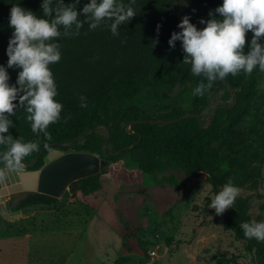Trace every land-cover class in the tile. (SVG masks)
<instances>
[{
	"label": "trees",
	"instance_id": "trees-1",
	"mask_svg": "<svg viewBox=\"0 0 264 264\" xmlns=\"http://www.w3.org/2000/svg\"><path fill=\"white\" fill-rule=\"evenodd\" d=\"M43 2L0 0V66L9 75V86L18 89L13 113L4 114L11 123L8 131L0 134L5 137L0 143V170L4 168V153L14 141L37 144V150L22 160L24 171L40 170L53 150L98 155L109 163L108 169L104 166L99 175L72 184L64 194L82 204L105 193L102 175L107 173L112 179L111 193L122 185L140 187L145 175L158 178L167 173L166 180L179 190L205 180L215 195L226 185L241 186L249 181L248 169L264 158V111L258 76L254 72L246 75L243 70L224 78L213 73L212 80L204 72L194 74L191 62H185L188 54L182 41L169 44L173 33L180 32L176 0H113L116 15L121 14L119 9L134 13L117 24L115 32L116 15L97 21L91 12H83L91 0H50L49 14H45ZM222 3L204 0L200 21L222 19L215 12ZM13 4L49 23L59 8L72 7L78 13L76 22L67 27L58 24L59 35L45 41L55 45L61 56L49 68L56 84L54 99L62 107L57 121L44 131H32L27 101L19 102L27 91L17 83L22 69L8 66ZM205 26L200 23L199 29ZM216 98L219 103L206 118L204 112ZM154 105H160L155 112L158 117L152 111ZM188 114L196 117H185ZM158 120L179 121L160 125L155 122ZM128 156L134 169L122 161ZM178 174L185 175L184 183H178ZM59 201L30 193L16 204L12 200L10 209L52 207ZM229 208L227 227L245 243L249 264H264V242L245 238L241 227L242 223H252L246 200L237 197ZM139 246L147 254V243L140 241Z\"/></svg>",
	"mask_w": 264,
	"mask_h": 264
},
{
	"label": "rangeland",
	"instance_id": "rangeland-1",
	"mask_svg": "<svg viewBox=\"0 0 264 264\" xmlns=\"http://www.w3.org/2000/svg\"><path fill=\"white\" fill-rule=\"evenodd\" d=\"M203 2L176 0L178 25L189 16L199 29ZM252 39L248 31L244 55ZM258 43L264 45V36ZM253 72L260 81L264 111V72L258 65ZM218 103L216 98L204 112L206 118ZM158 107L152 109L156 117ZM122 161L128 169L135 168L129 156ZM105 166L108 169L109 163ZM247 174L249 181L235 186L237 197L246 200L252 222L259 223L264 221V158ZM169 175H145L140 187L122 185L111 193L107 173L102 175L105 193L87 204L63 196L55 206L31 208L20 219L0 212V264H249L245 243L227 227L230 208L217 214L209 207L215 198L211 185L196 180L179 190L166 180ZM177 181L184 183L185 175L178 174ZM23 197L19 193L5 198L9 214L14 212L10 202ZM140 241L147 243V254Z\"/></svg>",
	"mask_w": 264,
	"mask_h": 264
},
{
	"label": "clouds",
	"instance_id": "clouds-1",
	"mask_svg": "<svg viewBox=\"0 0 264 264\" xmlns=\"http://www.w3.org/2000/svg\"><path fill=\"white\" fill-rule=\"evenodd\" d=\"M50 0H44L45 14H49ZM113 9V0H91L83 8L84 13L91 12L99 21L104 17L116 15ZM56 18L49 23L38 18L32 11L13 4L9 13V27L13 29L6 54L8 66H19L22 71L18 74L17 83L27 88L26 94L20 98V103L27 101V117L31 121L33 132L44 131L48 125L55 123L59 117L62 105L54 97L57 95L53 73L49 68L52 63L59 62L60 53L53 44L45 41L59 35L57 25L70 26L77 21L78 13L72 7H63L56 10ZM116 15V23L112 25L115 32L116 25L134 15L132 9ZM222 19L212 18L207 21L201 19V24H206L202 29L190 22L189 16L183 17L178 27L180 32L173 33L169 44L174 46L176 40L182 41V47L188 55L185 62H191L192 72H204L209 80L214 79L213 73L220 78L231 73L236 75L240 70L246 75H251L259 66V71L264 72V45L258 43L264 36V0H223L222 5L215 9ZM211 16L212 13L210 12ZM79 26V25H78ZM95 28L96 24H92ZM251 31V50L247 55L242 53L246 43V33ZM9 75L3 66H0V134L8 131L11 121L4 115L13 113L16 107V87L8 84ZM199 91V89H197ZM47 137V135H46ZM10 139V138H9ZM5 142V137L0 135V143ZM47 147V145H45ZM34 150L35 142L22 143L14 141L6 153L2 164L6 168L23 169L22 160ZM239 193V188L229 184L215 195L209 207L215 208L217 214H222L231 207ZM244 237L255 238L264 242V221L242 223Z\"/></svg>",
	"mask_w": 264,
	"mask_h": 264
},
{
	"label": "water",
	"instance_id": "water-1",
	"mask_svg": "<svg viewBox=\"0 0 264 264\" xmlns=\"http://www.w3.org/2000/svg\"><path fill=\"white\" fill-rule=\"evenodd\" d=\"M185 117L196 116L188 114ZM178 121L158 120L155 122L160 125H169ZM83 136L81 135L78 139ZM122 152L124 150L120 153ZM44 161L45 165L37 171H19L6 167L0 170V212L6 218L21 217L19 212L8 213L5 205L6 197L19 193H34L61 199L72 184L99 175L105 166V162L98 155L89 152L65 153L61 150H53Z\"/></svg>",
	"mask_w": 264,
	"mask_h": 264
},
{
	"label": "crops",
	"instance_id": "crops-1",
	"mask_svg": "<svg viewBox=\"0 0 264 264\" xmlns=\"http://www.w3.org/2000/svg\"><path fill=\"white\" fill-rule=\"evenodd\" d=\"M31 208L39 209V208H44V207H42V206L29 207V208L21 210V211H14L13 213L19 212L21 214V217H24L25 213L29 214L28 210L31 209ZM20 218H18V219H20ZM12 219H14V218H12Z\"/></svg>",
	"mask_w": 264,
	"mask_h": 264
},
{
	"label": "flooded vegetation",
	"instance_id": "flooded-vegetation-1",
	"mask_svg": "<svg viewBox=\"0 0 264 264\" xmlns=\"http://www.w3.org/2000/svg\"><path fill=\"white\" fill-rule=\"evenodd\" d=\"M24 196L26 195V194H23ZM10 197H12V196H10Z\"/></svg>",
	"mask_w": 264,
	"mask_h": 264
}]
</instances>
